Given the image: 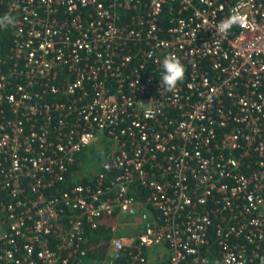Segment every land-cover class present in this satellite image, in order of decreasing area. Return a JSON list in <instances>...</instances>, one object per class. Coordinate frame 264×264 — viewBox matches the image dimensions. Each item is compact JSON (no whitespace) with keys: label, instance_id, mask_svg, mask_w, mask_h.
Here are the masks:
<instances>
[{"label":"built area","instance_id":"obj_1","mask_svg":"<svg viewBox=\"0 0 264 264\" xmlns=\"http://www.w3.org/2000/svg\"><path fill=\"white\" fill-rule=\"evenodd\" d=\"M233 12L248 25L219 37ZM4 14L0 264H264V0H0ZM170 53L186 73L166 91Z\"/></svg>","mask_w":264,"mask_h":264},{"label":"clouds","instance_id":"obj_2","mask_svg":"<svg viewBox=\"0 0 264 264\" xmlns=\"http://www.w3.org/2000/svg\"><path fill=\"white\" fill-rule=\"evenodd\" d=\"M15 24V18L9 14L0 16V28H7ZM245 27L248 25L247 19L239 12H233L216 26V32L219 37L226 36L234 26ZM162 74L160 77L161 88L166 91L176 89L178 83L182 82L186 69L180 59L174 54L166 55L162 60Z\"/></svg>","mask_w":264,"mask_h":264},{"label":"trees","instance_id":"obj_3","mask_svg":"<svg viewBox=\"0 0 264 264\" xmlns=\"http://www.w3.org/2000/svg\"><path fill=\"white\" fill-rule=\"evenodd\" d=\"M9 43L3 44L4 51L8 48ZM117 221V215L105 216L99 221L98 227L87 236L89 246V256L92 260H98L105 255L107 246L111 238L110 227Z\"/></svg>","mask_w":264,"mask_h":264},{"label":"rangeland","instance_id":"obj_4","mask_svg":"<svg viewBox=\"0 0 264 264\" xmlns=\"http://www.w3.org/2000/svg\"><path fill=\"white\" fill-rule=\"evenodd\" d=\"M96 145L98 146L94 152H89L84 155L76 180L87 181V179L92 178L99 170L101 162L104 159V152H107L106 150L109 148V143L102 141L97 142Z\"/></svg>","mask_w":264,"mask_h":264},{"label":"crops","instance_id":"obj_5","mask_svg":"<svg viewBox=\"0 0 264 264\" xmlns=\"http://www.w3.org/2000/svg\"><path fill=\"white\" fill-rule=\"evenodd\" d=\"M118 221H119V217L117 216V221H116V223H117ZM116 223H115V224H116ZM115 224H114V225H115Z\"/></svg>","mask_w":264,"mask_h":264}]
</instances>
